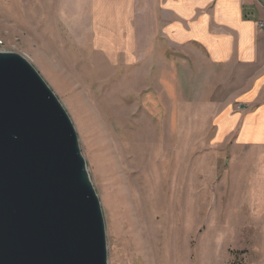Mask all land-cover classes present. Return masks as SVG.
<instances>
[{"label": "rangeland", "instance_id": "1", "mask_svg": "<svg viewBox=\"0 0 264 264\" xmlns=\"http://www.w3.org/2000/svg\"><path fill=\"white\" fill-rule=\"evenodd\" d=\"M44 2L0 0V39L31 62L75 125L102 204L108 263L205 264L181 181L195 159L196 87L206 79L196 67L154 75L94 7L85 18L69 0ZM188 218L197 221L194 210Z\"/></svg>", "mask_w": 264, "mask_h": 264}, {"label": "crops", "instance_id": "2", "mask_svg": "<svg viewBox=\"0 0 264 264\" xmlns=\"http://www.w3.org/2000/svg\"><path fill=\"white\" fill-rule=\"evenodd\" d=\"M97 1L69 0L85 18L94 7L101 25L122 27L123 42L152 74L182 77L196 67L206 79L196 87V122L199 131L210 127L196 132L194 163L181 181L198 256L229 264L243 251L249 264H264V0Z\"/></svg>", "mask_w": 264, "mask_h": 264}, {"label": "water", "instance_id": "3", "mask_svg": "<svg viewBox=\"0 0 264 264\" xmlns=\"http://www.w3.org/2000/svg\"><path fill=\"white\" fill-rule=\"evenodd\" d=\"M0 264H109L75 125L24 56L0 51Z\"/></svg>", "mask_w": 264, "mask_h": 264}, {"label": "trees", "instance_id": "4", "mask_svg": "<svg viewBox=\"0 0 264 264\" xmlns=\"http://www.w3.org/2000/svg\"><path fill=\"white\" fill-rule=\"evenodd\" d=\"M233 260L229 264H249L243 258L244 252L242 251H233Z\"/></svg>", "mask_w": 264, "mask_h": 264}, {"label": "built area", "instance_id": "5", "mask_svg": "<svg viewBox=\"0 0 264 264\" xmlns=\"http://www.w3.org/2000/svg\"><path fill=\"white\" fill-rule=\"evenodd\" d=\"M0 51H5V52L10 51L6 48L5 42L2 39H0ZM241 108H242L241 106H238V109H241Z\"/></svg>", "mask_w": 264, "mask_h": 264}]
</instances>
